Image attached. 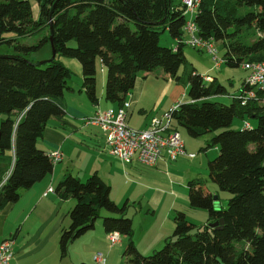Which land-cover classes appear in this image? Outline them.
<instances>
[{"label":"trees","instance_id":"1","mask_svg":"<svg viewBox=\"0 0 264 264\" xmlns=\"http://www.w3.org/2000/svg\"><path fill=\"white\" fill-rule=\"evenodd\" d=\"M32 1L39 6L37 19ZM199 12L201 36L225 48L223 66L264 62V0H202ZM185 22L182 0H0V46L17 42L5 37L9 33L29 37L43 28L49 31L39 45L19 44L18 55L0 56V211L16 203L22 190L53 173L49 153L39 149L37 141L52 118L66 114L63 98L71 89L72 72L59 57L80 62L82 88L93 104L99 101L98 59L106 70V100L121 106L137 80L157 69L177 83L186 78L191 102L173 112L172 122L193 138L209 136L205 151L218 150L208 163L210 179L232 195L226 208L216 210L206 182L191 180L190 205L207 210L208 222L199 227L178 213L173 236L161 250L144 256L132 239L128 205L120 207L111 199L110 185L97 173L85 182L68 174L56 186L62 200H76L69 213L71 224L60 237L61 259L69 256L76 240L95 229L105 210L116 214L103 218L108 237L118 233L128 240L119 264H264V89L255 88L256 97L246 105L235 98L245 90L244 70L242 88L230 95L232 104L212 101L228 90L218 78L206 81L188 63L179 42ZM51 31L56 56L43 65L27 60L25 55L50 42ZM164 31L177 40V51L160 45ZM73 41L76 47L70 46ZM247 116L258 119L259 125L252 127ZM236 118L249 128L244 123L231 129ZM221 220L223 224L210 227Z\"/></svg>","mask_w":264,"mask_h":264},{"label":"crops","instance_id":"2","mask_svg":"<svg viewBox=\"0 0 264 264\" xmlns=\"http://www.w3.org/2000/svg\"><path fill=\"white\" fill-rule=\"evenodd\" d=\"M63 64L65 65V62ZM210 71L211 69H208L206 73L201 74L203 77H210L211 82L214 77L208 73ZM243 81L244 79L241 87L235 92L242 88ZM105 88L106 70L101 60H97L98 103L93 104L89 100L79 77L77 82L71 84V89L63 98L65 116L52 118L43 138L37 141V147L46 153L60 150L63 160L54 165L53 173L30 189L22 190L16 203L0 211V245L6 239L15 240L12 264H71V246L69 256L61 259L59 241L62 232L71 224L69 213L75 201L62 200L56 192V186L68 174L84 182L90 175L97 173L110 185L111 196L114 193V180L119 175L122 188L116 198H112L113 201L119 205L120 201L124 200V205L128 207L137 205L143 212L147 208L148 212L154 210V213L161 208L172 212L179 208L182 202L185 204L189 202L188 183L190 180L198 179L194 170L198 166L199 168L206 166L201 161L202 156L194 151V146L199 145L203 138H207L203 149L205 151L209 136L196 139L198 143L188 144L189 137L183 135L173 121L171 123L174 124L173 128L165 134L172 130L179 132L186 153L194 155V158L183 156L177 161H170L164 152L161 160L154 167H147L136 161L127 164L110 153L100 128L86 124L88 118L99 112L118 111L123 107L124 104L121 106L117 102L106 100ZM125 101L130 103L129 126L136 131H148L151 129L153 119H160L166 124L165 114L174 107L191 102L189 83L186 78L181 83H177L160 70L156 74L141 76ZM209 150L204 152L205 156L214 154ZM11 169L12 167L7 168L9 173ZM6 177L5 174L4 179ZM50 188L53 189L52 192H48ZM136 222H138L137 218L133 217L134 226ZM96 228H99V231L94 233L97 236L91 241H108L103 226L97 223ZM134 235L136 236L133 233L132 239L135 243ZM121 240V245L125 247V240L122 237Z\"/></svg>","mask_w":264,"mask_h":264},{"label":"rangeland","instance_id":"3","mask_svg":"<svg viewBox=\"0 0 264 264\" xmlns=\"http://www.w3.org/2000/svg\"><path fill=\"white\" fill-rule=\"evenodd\" d=\"M176 1L178 0H175V2ZM32 6L34 17L36 18L39 15L38 4L35 1H32ZM48 33V29L43 28L38 33L29 37H18L14 33L6 34L5 37L8 40L16 39L17 42L15 41L11 45H1L0 56L18 55L19 52L17 51L16 46L19 44L25 46L39 45L41 41L46 36H48ZM160 45L162 47L174 48L177 45V40L172 38L169 31H164L160 35ZM70 46L76 47V43L73 41L70 43ZM217 48L218 55L220 57H224L225 48L223 47V45L219 43L217 45ZM183 51L188 60V63L191 64L194 68H198L200 72L199 74H204L206 73V71H208V69H211V71L208 73L212 77L218 78L219 82L227 88V95L214 97L212 101H216L224 105L232 104V98L230 95L241 87L242 80L246 77V72L244 71V69L242 67L229 68L226 65L222 66L220 69H215L213 66L212 58L207 53H201L188 46H185L183 48ZM25 57L27 58V60L33 62L34 64H40L50 61L53 58V49L51 43L47 42L43 44L39 49L31 51L29 54L25 55ZM61 59L63 60V62H65V66H68L72 72V78L69 81V86L71 87V84L77 82L79 77H81L82 86L83 78L80 62L76 59L71 58H58V60ZM98 61L100 60L98 59ZM160 70L161 69H157L154 73L151 74H156ZM245 120L248 121L254 128L259 125L258 119L250 118L247 116ZM245 120L236 118L232 124L231 129L236 130L243 128L245 125L244 123H248ZM179 130L182 132L183 135H187V137H189L187 138L189 141L188 144L198 143L196 140L198 138L191 137L185 128L180 127ZM206 139L207 138H203L200 141L199 145L194 146V151L197 152L198 155L202 156L201 161L206 166L202 168H199L198 166L197 168H195L194 171L198 179H202L206 182V185L210 188L214 195V199H217V195L220 197V199L215 201V209L220 210L227 207L228 200L232 197V195L228 192L221 191L218 186L210 179L208 160H214L218 155V151L215 148H212L209 150V152L211 153L213 151L214 154H209L208 156H205V151L203 149L206 143ZM85 181H87V179L84 180V182ZM121 182V178L119 177V175H117L113 183L114 193L112 194L111 199L114 198L121 190ZM188 192L190 191L188 190ZM74 201L76 204L75 199ZM124 204V200L120 201L119 206L122 207L124 206ZM148 210L149 209L147 208L143 212V210L140 209L139 206L135 205L129 206L127 212V216L129 218L133 219V217H135L138 220V222H136V225H133L134 233L136 234V236L134 235V238L138 251L144 256H150L155 251L161 250L165 246L166 239L173 236L176 227L174 220L178 213H184L188 221L198 225L199 227L204 226L209 219V212L207 210L192 208L190 205V201L186 204L182 202L181 206H179V208L175 209L172 212L168 211L165 208L158 209L156 213H154V210H152L151 212H148ZM100 215L101 218L97 220L96 224L98 223V225L103 226V218L107 216L114 217L116 214H110L107 211L103 210ZM97 231H99V228H96V230H92V232L89 231L91 233H86L87 235L85 234L71 245V264H99L96 259L97 254L99 253L103 254L106 257V264H119L122 261V254L124 253L128 245L127 238L124 236L122 237V239L126 242L125 247L121 245V242L117 246H112L110 240H104L105 242L94 240L92 242L91 239L97 236L94 235V233H97ZM110 255L111 257L109 258Z\"/></svg>","mask_w":264,"mask_h":264},{"label":"built area","instance_id":"4","mask_svg":"<svg viewBox=\"0 0 264 264\" xmlns=\"http://www.w3.org/2000/svg\"><path fill=\"white\" fill-rule=\"evenodd\" d=\"M201 1L182 0L186 22L183 27V38L179 42L184 46L210 55L214 68L219 69L224 64L223 58L218 55L217 45L219 43L213 38L201 36L200 29L196 24L197 15L200 13ZM174 49L177 51L178 47L176 46ZM243 69L248 73L245 80V90L241 91V94L235 98L242 101L243 105H246L249 99L256 97L257 91L255 88L264 89V62L246 63L243 65ZM204 79L210 81L208 76H205ZM247 86L250 90L247 89ZM129 109L130 103L126 102L118 111L99 112L86 120L87 125L101 129L113 156L127 164L136 161L147 167L156 166L164 152H166L170 161H177L183 156L195 157L186 153L179 132L172 130L165 134L171 129L172 115L178 107L172 108L169 113L164 115L166 124H163L160 119H153L151 129L148 131H136L129 126ZM245 128H249L248 123H246ZM48 156L53 165L63 160V154L60 150L51 151ZM52 191V188L48 190V192ZM108 238L112 246H117L121 242V235L118 233H112ZM14 247L15 240L12 238L5 240L0 245V264H12ZM96 259L100 264L106 263V257L101 253L97 254Z\"/></svg>","mask_w":264,"mask_h":264},{"label":"water","instance_id":"5","mask_svg":"<svg viewBox=\"0 0 264 264\" xmlns=\"http://www.w3.org/2000/svg\"><path fill=\"white\" fill-rule=\"evenodd\" d=\"M50 43H51V46L53 49V58H54L56 56V52H55L54 45H53V33H52V31H51ZM44 63H40V65H43ZM220 224H223L222 220L220 222L211 223L209 225H210V227L215 228V227H218ZM219 229H221V227Z\"/></svg>","mask_w":264,"mask_h":264}]
</instances>
